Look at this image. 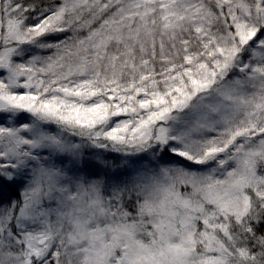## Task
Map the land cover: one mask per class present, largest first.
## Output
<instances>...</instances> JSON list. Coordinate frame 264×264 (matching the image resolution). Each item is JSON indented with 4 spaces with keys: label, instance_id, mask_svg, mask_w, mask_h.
Instances as JSON below:
<instances>
[{
    "label": "snow or ice",
    "instance_id": "1",
    "mask_svg": "<svg viewBox=\"0 0 264 264\" xmlns=\"http://www.w3.org/2000/svg\"><path fill=\"white\" fill-rule=\"evenodd\" d=\"M0 264H264V0H0Z\"/></svg>",
    "mask_w": 264,
    "mask_h": 264
}]
</instances>
